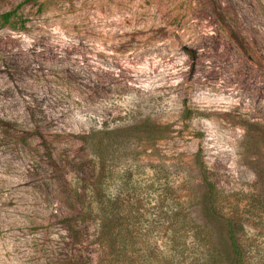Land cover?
Wrapping results in <instances>:
<instances>
[{
	"label": "rangeland",
	"instance_id": "rangeland-1",
	"mask_svg": "<svg viewBox=\"0 0 264 264\" xmlns=\"http://www.w3.org/2000/svg\"><path fill=\"white\" fill-rule=\"evenodd\" d=\"M4 13L0 264H96L110 200L135 264L173 236L201 264L193 229L223 242L199 203L210 186L245 262L264 264V0H0ZM87 206L76 238L65 219Z\"/></svg>",
	"mask_w": 264,
	"mask_h": 264
},
{
	"label": "trees",
	"instance_id": "trees-1",
	"mask_svg": "<svg viewBox=\"0 0 264 264\" xmlns=\"http://www.w3.org/2000/svg\"><path fill=\"white\" fill-rule=\"evenodd\" d=\"M36 1V0H30ZM12 13H4L0 15V25L10 23ZM75 195L77 201H81L83 193L78 189H75ZM96 195L98 193L96 192ZM214 189L208 187L204 195V198L200 199L203 214L207 217H214L220 224V237L223 242L219 246L213 241V233L207 222H202L194 230V238L203 245L201 255V264H248L245 262L244 253L241 245L238 242L239 229L242 227V223L234 217L221 214L214 209ZM98 214L96 217L98 220V231L94 237V242L98 247L100 253L96 264H135V254L127 249H124L122 243L125 240L130 241L132 239L128 229V217L121 220L118 213V203L115 200H110L104 203H99ZM94 211L91 207H85L81 211H78L77 216L74 218H66V230L74 235L76 238L79 236V226L83 223L84 228L88 227V224L93 220ZM93 216V217H92ZM125 223L124 231H121V227ZM122 233L124 235H122ZM173 252L166 255L163 259H159V255L156 252L148 254V258L155 260L157 264H186L184 261L183 253L179 250L178 239L175 236L172 237ZM196 264V263H190Z\"/></svg>",
	"mask_w": 264,
	"mask_h": 264
}]
</instances>
